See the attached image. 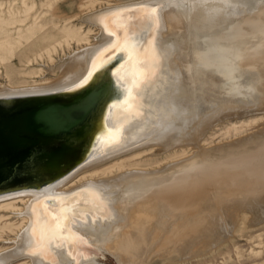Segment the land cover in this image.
Instances as JSON below:
<instances>
[{
    "label": "bare ground",
    "instance_id": "obj_1",
    "mask_svg": "<svg viewBox=\"0 0 264 264\" xmlns=\"http://www.w3.org/2000/svg\"><path fill=\"white\" fill-rule=\"evenodd\" d=\"M262 19L264 0L110 2L84 16L100 29L97 43L50 67L45 81L19 88L1 84L0 100H9L55 93L73 98L99 79L108 82L85 129L77 164L43 186L0 192V210L27 220L15 246L0 251V264L19 257H29L33 264H103L85 244L132 258L151 234L152 241L163 236L158 241L164 250L189 233L199 234L215 210V203L200 209L201 190L213 189L218 181L215 188L225 190L226 184L231 196L245 190L236 183L244 180L247 166L235 158L224 164L230 170L219 169L224 177L218 178L201 139L219 115L213 110L215 85L233 80L235 68L249 71V58L264 54ZM181 33L183 44L176 39ZM179 47L193 56L184 58ZM32 72L39 69L24 75ZM228 90L234 96L237 88ZM149 145L158 151L196 150L191 158L161 169L132 168L112 178L76 183L87 169Z\"/></svg>",
    "mask_w": 264,
    "mask_h": 264
},
{
    "label": "rangeland",
    "instance_id": "obj_2",
    "mask_svg": "<svg viewBox=\"0 0 264 264\" xmlns=\"http://www.w3.org/2000/svg\"><path fill=\"white\" fill-rule=\"evenodd\" d=\"M115 1L0 0V85L5 83L13 86L12 88H19L51 77L48 71L50 67L83 46L97 43L100 29L86 22L84 16L106 7L110 2L115 5L122 0ZM168 22L167 25L170 26ZM261 25L264 27V19ZM183 36L184 33H181L176 38L182 40V44ZM179 48L178 52L183 50L182 47ZM184 49L186 53L181 51L186 54L184 58H191V50ZM259 55L255 59L249 58V61H253L249 71L244 73L243 66L235 68L233 80H224L215 85V107L212 106L208 111L214 107L213 110H218L219 115L216 116L215 123L205 129L201 139L202 148L212 154V160H209L215 162L214 172L218 178L220 174H224L223 170H230L224 164H232L235 158L237 162L240 159L243 166H247L241 175L244 180L236 183L245 190H237V195L231 196V190H226V184L225 190L216 189L219 181L215 184L216 188L199 190V202L202 205L200 209L215 203L212 217L203 221L199 234L189 233L186 240L172 244L167 250L160 248L159 241H163V236H160V240L157 238L158 242L153 240V245L152 239L155 238L152 234L148 237L152 246L147 241L133 259L129 255L126 256L130 259L123 255L125 252L119 254L120 257L117 255L120 252L105 251L106 249H97L94 244H85L100 263L264 264V54ZM37 69L38 74L32 72L29 76L24 75ZM234 85L237 90L233 96L232 90L228 89H233ZM242 104L247 105L240 107ZM139 150H132L107 160L94 169H87L76 183L88 179L112 178L132 168L161 169L169 163L188 159V156L191 158L196 149L184 146L158 151L149 145L140 147ZM197 165L198 168H203L204 162L198 160ZM15 205L22 206L20 202ZM26 225L24 216L10 209L0 210V251L15 246L17 236ZM147 244L151 246L150 249ZM7 264L33 262L29 257H19Z\"/></svg>",
    "mask_w": 264,
    "mask_h": 264
},
{
    "label": "water",
    "instance_id": "obj_3",
    "mask_svg": "<svg viewBox=\"0 0 264 264\" xmlns=\"http://www.w3.org/2000/svg\"><path fill=\"white\" fill-rule=\"evenodd\" d=\"M104 81L73 98L55 93L0 100V192L43 186L77 164Z\"/></svg>",
    "mask_w": 264,
    "mask_h": 264
}]
</instances>
